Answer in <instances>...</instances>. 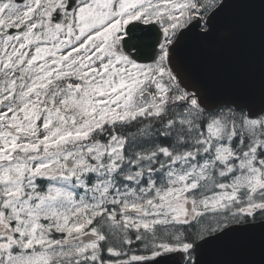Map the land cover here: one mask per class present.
Segmentation results:
<instances>
[{
    "label": "snow or ice",
    "instance_id": "6c2138e0",
    "mask_svg": "<svg viewBox=\"0 0 264 264\" xmlns=\"http://www.w3.org/2000/svg\"><path fill=\"white\" fill-rule=\"evenodd\" d=\"M256 7L0 0V264H264Z\"/></svg>",
    "mask_w": 264,
    "mask_h": 264
},
{
    "label": "water",
    "instance_id": "95a60500",
    "mask_svg": "<svg viewBox=\"0 0 264 264\" xmlns=\"http://www.w3.org/2000/svg\"><path fill=\"white\" fill-rule=\"evenodd\" d=\"M229 19H240L246 25L243 36L240 57L242 70L252 73L259 80L262 56H264V30H262V18L258 7L249 9L235 8L230 11ZM206 57H216L220 53L214 49L203 53ZM222 254L216 250H209L208 259L221 258Z\"/></svg>",
    "mask_w": 264,
    "mask_h": 264
}]
</instances>
